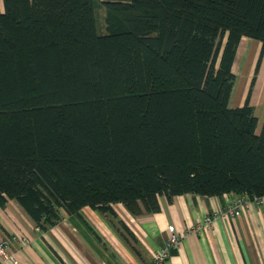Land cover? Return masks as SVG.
Returning <instances> with one entry per match:
<instances>
[{
  "label": "trees",
  "instance_id": "trees-1",
  "mask_svg": "<svg viewBox=\"0 0 264 264\" xmlns=\"http://www.w3.org/2000/svg\"><path fill=\"white\" fill-rule=\"evenodd\" d=\"M244 37L264 47V0H0V206L46 229L162 196L262 202L264 126L229 107Z\"/></svg>",
  "mask_w": 264,
  "mask_h": 264
},
{
  "label": "crops",
  "instance_id": "crops-1",
  "mask_svg": "<svg viewBox=\"0 0 264 264\" xmlns=\"http://www.w3.org/2000/svg\"><path fill=\"white\" fill-rule=\"evenodd\" d=\"M233 73L229 107L249 102L261 131L264 47L260 41L242 38ZM240 196L235 192L162 196L157 212H150L141 201L137 212L122 203L105 213L85 207L46 229L39 228L19 202L10 200L0 206V241L17 238L7 264H150L175 233L181 245L164 264H264V199L250 200L237 218H216L211 228L204 227L208 215L223 211Z\"/></svg>",
  "mask_w": 264,
  "mask_h": 264
},
{
  "label": "built area",
  "instance_id": "built-area-1",
  "mask_svg": "<svg viewBox=\"0 0 264 264\" xmlns=\"http://www.w3.org/2000/svg\"><path fill=\"white\" fill-rule=\"evenodd\" d=\"M258 200L259 199H256L257 203L260 202ZM249 201L250 199L246 195L236 198L232 203L228 204V206L223 211L208 215L205 220L204 227L211 228L213 221L216 218L228 220L230 218L239 217L242 214V209ZM16 242L17 238H6L0 241V264H7L9 249ZM180 245L181 241L179 237L173 233L167 244L157 252L154 260L150 264H164L170 257L172 250L178 249ZM11 259L14 260L13 257Z\"/></svg>",
  "mask_w": 264,
  "mask_h": 264
},
{
  "label": "rangeland",
  "instance_id": "rangeland-1",
  "mask_svg": "<svg viewBox=\"0 0 264 264\" xmlns=\"http://www.w3.org/2000/svg\"><path fill=\"white\" fill-rule=\"evenodd\" d=\"M4 4L1 3V6ZM97 19H98V26H99V31L101 34H106L107 33V10L100 5H97Z\"/></svg>",
  "mask_w": 264,
  "mask_h": 264
}]
</instances>
